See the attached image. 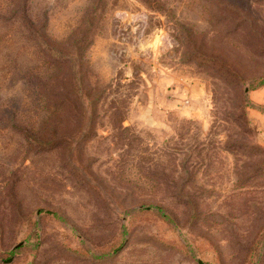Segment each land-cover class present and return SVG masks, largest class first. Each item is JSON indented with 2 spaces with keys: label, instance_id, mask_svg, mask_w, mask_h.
I'll use <instances>...</instances> for the list:
<instances>
[{
  "label": "rangeland",
  "instance_id": "obj_1",
  "mask_svg": "<svg viewBox=\"0 0 264 264\" xmlns=\"http://www.w3.org/2000/svg\"><path fill=\"white\" fill-rule=\"evenodd\" d=\"M157 1L0 0V264H264V0Z\"/></svg>",
  "mask_w": 264,
  "mask_h": 264
},
{
  "label": "trees",
  "instance_id": "obj_2",
  "mask_svg": "<svg viewBox=\"0 0 264 264\" xmlns=\"http://www.w3.org/2000/svg\"><path fill=\"white\" fill-rule=\"evenodd\" d=\"M146 5L151 8H159V2L157 0H142ZM157 4V6H156ZM30 32L33 33V36L36 40L42 39L41 42L39 41V45L42 48L43 52L52 59L53 64L56 65L57 68H63L65 66H69V60L65 59L58 50V43L49 39L45 34H43L41 29H34V24L30 22L29 26H27ZM51 92L47 93L48 97H51L49 102L52 103L54 106L56 105H63L67 102H72L71 99L68 97V94H71L75 99L76 93L75 91H67V90H50Z\"/></svg>",
  "mask_w": 264,
  "mask_h": 264
},
{
  "label": "crops",
  "instance_id": "obj_3",
  "mask_svg": "<svg viewBox=\"0 0 264 264\" xmlns=\"http://www.w3.org/2000/svg\"><path fill=\"white\" fill-rule=\"evenodd\" d=\"M250 97L253 101L264 103V87L259 90H253L250 92Z\"/></svg>",
  "mask_w": 264,
  "mask_h": 264
},
{
  "label": "water",
  "instance_id": "obj_4",
  "mask_svg": "<svg viewBox=\"0 0 264 264\" xmlns=\"http://www.w3.org/2000/svg\"><path fill=\"white\" fill-rule=\"evenodd\" d=\"M25 242H20L18 244H16L15 248L20 247L21 245H23ZM13 260V258H11L10 260H8V262H11ZM203 264V263H202Z\"/></svg>",
  "mask_w": 264,
  "mask_h": 264
}]
</instances>
